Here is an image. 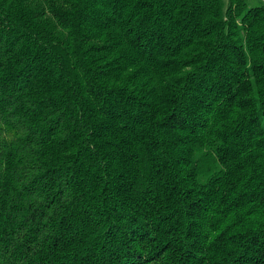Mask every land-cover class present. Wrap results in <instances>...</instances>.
Masks as SVG:
<instances>
[{
    "label": "trees",
    "instance_id": "obj_1",
    "mask_svg": "<svg viewBox=\"0 0 264 264\" xmlns=\"http://www.w3.org/2000/svg\"><path fill=\"white\" fill-rule=\"evenodd\" d=\"M0 264H264V1L0 0Z\"/></svg>",
    "mask_w": 264,
    "mask_h": 264
},
{
    "label": "built area",
    "instance_id": "obj_2",
    "mask_svg": "<svg viewBox=\"0 0 264 264\" xmlns=\"http://www.w3.org/2000/svg\"><path fill=\"white\" fill-rule=\"evenodd\" d=\"M264 1V0H263Z\"/></svg>",
    "mask_w": 264,
    "mask_h": 264
},
{
    "label": "rangeland",
    "instance_id": "obj_3",
    "mask_svg": "<svg viewBox=\"0 0 264 264\" xmlns=\"http://www.w3.org/2000/svg\"><path fill=\"white\" fill-rule=\"evenodd\" d=\"M263 1V0H262Z\"/></svg>",
    "mask_w": 264,
    "mask_h": 264
}]
</instances>
